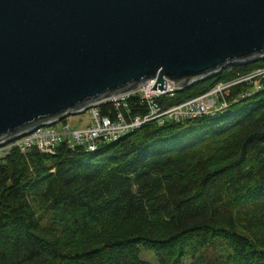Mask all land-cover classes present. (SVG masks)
<instances>
[{"label":"trees","instance_id":"16d2710c","mask_svg":"<svg viewBox=\"0 0 264 264\" xmlns=\"http://www.w3.org/2000/svg\"><path fill=\"white\" fill-rule=\"evenodd\" d=\"M258 69L264 57L171 102ZM226 97L221 113L147 123L93 152L14 150L0 161V264H148L139 246L158 264H264V73Z\"/></svg>","mask_w":264,"mask_h":264},{"label":"water","instance_id":"95a60500","mask_svg":"<svg viewBox=\"0 0 264 264\" xmlns=\"http://www.w3.org/2000/svg\"><path fill=\"white\" fill-rule=\"evenodd\" d=\"M263 57L264 0H0V141Z\"/></svg>","mask_w":264,"mask_h":264},{"label":"built area","instance_id":"2783aa9c","mask_svg":"<svg viewBox=\"0 0 264 264\" xmlns=\"http://www.w3.org/2000/svg\"><path fill=\"white\" fill-rule=\"evenodd\" d=\"M233 65L236 64L227 63L213 74ZM262 73L264 69H258L251 74L238 76L232 81L218 80L206 91L177 103L171 102L172 99L187 87H176L174 81L165 79L166 89L158 90L156 79L147 80L133 91L120 93L94 104L89 103L80 110L66 112L57 119L0 141V161H4L14 150L24 155L32 149L54 154L56 148L63 143L70 148L82 147L88 152H93L103 144L139 130L147 123H182L190 119L216 115L229 108L231 103L226 97V90L231 85L239 82L252 83V79ZM198 80L200 79L191 82L190 85ZM155 82L156 89H152ZM256 88H259V85H256ZM85 112L89 114L88 125L70 129L67 119Z\"/></svg>","mask_w":264,"mask_h":264},{"label":"rangeland","instance_id":"374dc122","mask_svg":"<svg viewBox=\"0 0 264 264\" xmlns=\"http://www.w3.org/2000/svg\"><path fill=\"white\" fill-rule=\"evenodd\" d=\"M214 75L215 74H212L203 79L210 78ZM203 79H200V80H203ZM88 123H89V114L87 112L82 113L80 115H76V116H70L67 119V124L69 125L70 129H79L80 127L88 125ZM139 257L140 259L147 262L148 264H158V260H157L155 253L152 250L145 249L143 246H139Z\"/></svg>","mask_w":264,"mask_h":264}]
</instances>
